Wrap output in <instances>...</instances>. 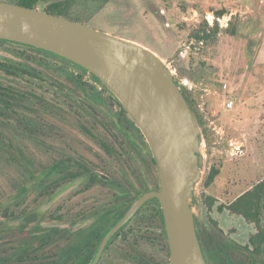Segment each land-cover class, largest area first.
<instances>
[{"label":"rangeland","instance_id":"obj_1","mask_svg":"<svg viewBox=\"0 0 264 264\" xmlns=\"http://www.w3.org/2000/svg\"><path fill=\"white\" fill-rule=\"evenodd\" d=\"M79 8L85 14V6ZM84 24L146 47L173 71L203 123L197 229L212 234L218 228L216 235L249 245L254 225L227 207L264 179V0H110ZM37 51L0 42V62L29 72L0 69V85L22 97L14 114L0 121L1 136L13 153L25 154L34 177L18 187L19 176L0 161V264H18L25 249L29 264H65L69 254L68 264H92L100 241L134 201L159 188L158 169L144 135L105 85L89 73L77 79L78 69ZM75 162L88 172L72 179ZM57 207L75 219L51 221ZM153 207L112 240L100 264H170ZM7 209L16 218H7ZM47 235L60 238L34 259ZM218 242L204 250L208 263L238 264Z\"/></svg>","mask_w":264,"mask_h":264},{"label":"water","instance_id":"obj_2","mask_svg":"<svg viewBox=\"0 0 264 264\" xmlns=\"http://www.w3.org/2000/svg\"><path fill=\"white\" fill-rule=\"evenodd\" d=\"M0 41L50 53L97 78L123 105L153 152L159 188L134 201L103 238L93 264H99L110 241L154 200L162 209L170 264H208L193 208L205 165L203 134L165 62L128 39L4 0Z\"/></svg>","mask_w":264,"mask_h":264},{"label":"trees","instance_id":"obj_3","mask_svg":"<svg viewBox=\"0 0 264 264\" xmlns=\"http://www.w3.org/2000/svg\"><path fill=\"white\" fill-rule=\"evenodd\" d=\"M4 1L15 3L18 5L27 7V8H37V5L40 2H50L45 12L51 13L53 15L61 16V17H66L73 21L85 23V21H89L90 17H93L96 14H98L109 3L110 0H16V1L15 0H4ZM83 6H85V11H84L85 14L76 11L77 8L80 9L79 7H83ZM73 8H75V10ZM86 14L89 15V17H87ZM197 37L201 39L199 35H197ZM0 42L5 43L4 41H0ZM27 48L33 51H36V49L30 48V47H27ZM37 52L42 53L43 51L38 50ZM44 54H46L47 56H50V57L52 56L54 58L62 60L70 64L71 66L75 67L76 69H78L81 72V74L77 75L78 76L77 79L82 80L84 75L88 74L87 71L74 65L71 62H68L50 53H44ZM0 69L9 74L20 75V74L29 73L23 68L21 69V68H18L17 66L7 65L6 63H2V62H0ZM90 76L96 83L102 84L97 78H95L92 75ZM80 84H82L84 87L87 86L85 83H82V82ZM177 85L179 86L178 83ZM181 91L184 94L187 102L189 103L199 126L202 128L203 127L202 120L196 114L193 108V104L190 101V98L188 97L185 91H183L182 89ZM21 101H22L21 95L15 93V91H12L9 88H5L0 85V121L7 120L8 111L14 114V112L16 111L15 108L19 106ZM118 104L122 110L121 112L124 115L129 116L128 112L121 105V103H118ZM130 120H131V124L135 126L137 130L140 132V129L138 128L136 123L131 118ZM1 133L2 132H0V161L4 163L6 162V164L11 169H13L16 172V174L19 176L21 182L17 181L16 186L18 185V187H20L28 183H31L34 177L29 167V163H28V160L25 154L22 151L20 152V155H16L15 153H13L11 151V147L9 146V144L1 136ZM30 134L34 136L33 132ZM37 135L38 134H35V137H33V139H35ZM153 164L157 166L155 159H153ZM71 169H73L75 172L70 177L72 179L77 178L80 174H84L88 172L87 171L88 169L78 162H75L73 168L71 167ZM211 174H212L211 178H213L214 176L218 174V171H214ZM50 194L51 193L49 189L46 191H43L42 193L43 196H48ZM151 204L154 205L153 210L160 216L162 220L163 230H164L163 236L166 240V246L168 249L169 245L167 242V237H166V232H165V227H164L163 213H162L160 204L156 200L151 201L145 204L139 210L137 214L142 212L143 208ZM212 205H213L212 203H209V206H212ZM227 209L230 215L239 216L243 218L248 224L254 225L256 229V233L251 236L249 245L242 246L238 244L236 241H234L228 235H224L223 233L219 234L218 232L216 235V231L218 230L217 227H216L217 230L212 231V234H211V231H208L207 229H204V228H201L200 230L197 229L198 237H199L205 258H206V254L204 250L208 249L210 245L213 244V242L218 240L219 241L218 244L220 245L222 249L226 251V253H228V255L232 254L237 257L236 262H238V264H264V179L259 181L257 184H255L250 190H248L247 192L239 196L230 206L227 207ZM61 210H62V207H57L56 210L53 211L49 215V219L51 221H56V222H61V223L75 219V217L72 215L71 212L62 213ZM4 214L6 215L7 218H12V219L16 218L15 213H10L9 209H7ZM214 224L217 226L216 223ZM124 228L116 235V237L119 236V234L124 230ZM196 228H197V225H196ZM219 232L221 231L219 230ZM107 233L105 234V236L107 235ZM58 238L60 237H57V236L52 237L50 235L40 238V247L36 249L37 251L34 252L35 254L33 253L35 256L34 259H36L38 255L39 257L41 256L42 253L40 252L42 249L53 248L54 247L53 244ZM102 240L100 241V243L102 242ZM55 255L56 257H59L58 251L56 252ZM29 257H31V254L27 253L25 249L20 255H18L16 262L18 264H29V261H28ZM70 258H71V255L69 254L67 255V258L63 262H66L65 264H68L67 262H68V259ZM39 264H57V263L54 261H50V262H42Z\"/></svg>","mask_w":264,"mask_h":264},{"label":"flooded vegetation","instance_id":"obj_4","mask_svg":"<svg viewBox=\"0 0 264 264\" xmlns=\"http://www.w3.org/2000/svg\"><path fill=\"white\" fill-rule=\"evenodd\" d=\"M161 207V206H160ZM162 210V209H161ZM164 219V218H163ZM132 221V220H131ZM130 223V222H129ZM164 227H165V225H164ZM114 238H116V236L114 237ZM113 238V239H114ZM112 239V240H113ZM112 240H111V242H112ZM110 242V243H111ZM168 242V241H167ZM110 243L108 244V245H110ZM101 244V243H100ZM100 246V245H99ZM108 247V246H107ZM98 250H99V247H98ZM98 250H97V252H98ZM106 250H107V248L105 249V251H104V253H103V255H102V257H101V260H100V262H99V264L101 263V261H102V259H103V257H104V255H105V252H106ZM96 255H97V253H96ZM96 255H95V257H96ZM95 259V258H94ZM94 261V260H93ZM92 264H93V262H92Z\"/></svg>","mask_w":264,"mask_h":264},{"label":"built area","instance_id":"obj_5","mask_svg":"<svg viewBox=\"0 0 264 264\" xmlns=\"http://www.w3.org/2000/svg\"><path fill=\"white\" fill-rule=\"evenodd\" d=\"M233 105H234V101H233V100H230V101L227 103V106H228L229 108H232ZM238 151L241 152V147L238 148Z\"/></svg>","mask_w":264,"mask_h":264}]
</instances>
